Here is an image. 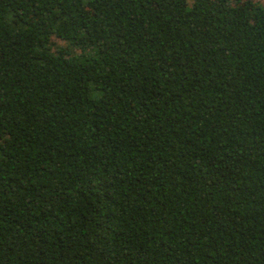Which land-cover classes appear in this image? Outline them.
I'll return each mask as SVG.
<instances>
[{
	"label": "trees",
	"instance_id": "obj_1",
	"mask_svg": "<svg viewBox=\"0 0 264 264\" xmlns=\"http://www.w3.org/2000/svg\"><path fill=\"white\" fill-rule=\"evenodd\" d=\"M0 264H264V6L0 0Z\"/></svg>",
	"mask_w": 264,
	"mask_h": 264
},
{
	"label": "rangeland",
	"instance_id": "obj_2",
	"mask_svg": "<svg viewBox=\"0 0 264 264\" xmlns=\"http://www.w3.org/2000/svg\"><path fill=\"white\" fill-rule=\"evenodd\" d=\"M254 2H258L259 4L264 6V0H252ZM53 43L56 45H62L63 43L55 38L52 39Z\"/></svg>",
	"mask_w": 264,
	"mask_h": 264
}]
</instances>
